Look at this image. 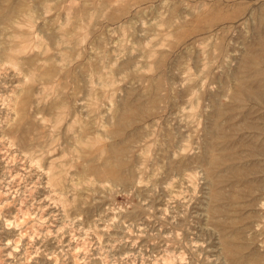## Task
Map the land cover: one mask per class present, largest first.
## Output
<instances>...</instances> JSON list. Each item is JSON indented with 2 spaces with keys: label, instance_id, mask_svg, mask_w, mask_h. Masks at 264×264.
Listing matches in <instances>:
<instances>
[{
  "label": "clouds",
  "instance_id": "9594fccd",
  "mask_svg": "<svg viewBox=\"0 0 264 264\" xmlns=\"http://www.w3.org/2000/svg\"><path fill=\"white\" fill-rule=\"evenodd\" d=\"M218 2L0 0V234L11 233L0 240V264H264V153L238 154L242 169L255 161V171L226 197L214 194L205 168L181 166L197 152L191 141L210 110L204 93L216 91L209 76L232 78L223 96L231 102L245 57L248 79L264 72V33L256 31L264 18L226 22L241 45L228 54L213 31L177 60V116L191 129L182 150L157 159L155 141L151 150L140 141L128 179L114 174L110 160L122 86L151 73L178 34L215 14ZM76 65L83 86L72 92L59 77ZM255 99L264 104V96ZM26 104L40 109L33 114L40 133L22 142L15 130ZM252 143H264V135ZM157 198L163 207L153 205Z\"/></svg>",
  "mask_w": 264,
  "mask_h": 264
},
{
  "label": "rangeland",
  "instance_id": "374dc122",
  "mask_svg": "<svg viewBox=\"0 0 264 264\" xmlns=\"http://www.w3.org/2000/svg\"><path fill=\"white\" fill-rule=\"evenodd\" d=\"M242 2V7H233L232 5L236 3V0H219L215 14L204 20H193L185 27L183 32L178 34V41L176 46H174L173 51L167 55H163L162 58L152 66L153 71L151 73L146 71L143 75L134 76L128 84L122 86L121 91L123 96L117 98V111L113 117L114 121L117 120V115L123 109L127 108L132 101L134 104L137 103L148 106L147 110L149 111L147 114H139L140 117L135 116L136 114L134 112L133 114L136 118L132 117V119H134L131 124L129 123L128 126H125L122 129L120 135L121 138L119 136L117 139V141L123 142L124 144H122L125 147L128 145L125 150L126 152H124L125 154H123L126 163L124 166L126 167H123L121 170L122 175L125 174V176L123 175L125 179L130 178L133 173V149L140 141H143L144 145L149 147V149H151V142L155 141V154L157 159L163 154L182 150L185 147V137L191 132V129H189L187 125H181L179 117L177 116V113L182 106L180 100L183 97L182 95L178 97L173 90V84L175 82L173 68L175 67L177 60L184 55L185 48L194 44V42L202 35L213 31L217 33L220 39L223 54H228V49L230 47L239 48L241 45L238 43L234 44L231 39V37L235 35L231 26L224 28L223 25L229 21L234 22L246 15H252L254 18L257 16L264 18V0H242ZM152 3H154V0H148L149 6ZM156 10L157 8H153V12ZM209 19H212L213 21ZM256 31L258 33H264V24L258 26ZM103 32L104 30L102 29L101 33H98L94 37V40L98 39ZM84 55L87 59V54ZM234 55H238V53H234ZM245 58L241 62L240 72L236 77L237 87L231 102H225L223 96L227 94L228 90L232 87V78L222 73H212L209 76V84H214L216 86V91L213 92L207 90L203 96V107L209 108L210 110L201 113L202 121L199 130L196 132L195 139L191 141L192 144H195L197 152L194 158H187L181 161V166L191 162L202 166L206 170L208 168L207 172L209 173V177L211 181L213 180L212 189L214 194L223 197L227 196L233 184L243 183L246 181V178L250 177V174L255 171L252 167V164L255 163V161L244 165L243 169L245 170V173L242 174L240 173V169H242L240 157L233 161L231 160L228 163H222L223 165L220 164L221 166L215 162L214 165L213 161H215L216 157L221 156L222 154L225 155L226 153H234V151L235 153H240L244 150H247L250 153H264V143H261L260 145H254L252 143L253 138L256 135H264V104H257L255 99L256 97L264 96V72H260L258 75L252 76L251 79H248L249 68L247 65V58ZM69 72L70 74L76 72L78 75V81L76 80V84H74L75 81L73 76H70L67 79L59 77L61 86H66V88L70 89L72 92H76L83 86V74L80 71V65L69 68ZM76 85L77 87H75ZM240 88H244L242 90L252 94V97H249L246 92L242 93L244 91L239 90ZM240 91L241 99H235L234 96L239 94ZM153 97H156L155 101H153ZM27 107L28 105L26 104L25 115L26 118L29 117V119H25L26 121L19 126L22 128H17L15 130V134L22 142H25L30 136L34 134L38 135L40 133V125L34 121L31 123L33 120V114L38 113L40 109L32 108L31 112H29L27 111ZM0 119H3L2 113H0ZM177 128L180 129L179 133L176 131ZM22 129H25V131ZM127 135L129 137H127ZM168 136L172 137L173 146L169 151H166L161 147L164 145L161 143H163ZM112 140L113 142L115 141L113 138ZM207 145L211 146L209 147ZM126 154L127 156H125ZM203 155H205L204 158ZM3 163V145L0 144V169H2ZM229 164L236 165L234 167L235 169L232 170L229 168L228 170ZM131 168L133 170H131ZM214 168H216V170L212 171ZM210 171H212V174ZM127 175H129L128 178ZM119 199H123V197ZM224 203L227 204L228 201L224 200ZM153 205L156 208H160L164 206V202L162 199L157 198L153 201ZM192 233L193 238H195V228L192 229ZM10 235L11 233L0 234V240H6L10 238ZM41 264H52V261L45 262L41 259Z\"/></svg>",
  "mask_w": 264,
  "mask_h": 264
},
{
  "label": "bare ground",
  "instance_id": "6f19581e",
  "mask_svg": "<svg viewBox=\"0 0 264 264\" xmlns=\"http://www.w3.org/2000/svg\"><path fill=\"white\" fill-rule=\"evenodd\" d=\"M244 2V1H243ZM242 2V3H243ZM235 12V11H234ZM233 13V12H232ZM231 13V14H232ZM236 13V12H235ZM224 14V13H223ZM218 15V14H217ZM229 16H230V14H229ZM213 18H214V16H213ZM231 18H233V17H231ZM209 20H212V19H209ZM215 20H217V19H215ZM213 21V20H212ZM213 23V22H212ZM246 59V58H245ZM71 71V70H70ZM53 72H55V69H53ZM73 73V72H72ZM71 73V74H72ZM70 74V72H69V69H67V71L65 72V73H63L62 75H60V78H64V79H67L68 77H70V76H73V78H74V84H76V80L78 81V75H77V73L76 72H74V74H72L71 75ZM69 80V79H68ZM158 82H159V80H158ZM67 83V82H66ZM65 84V83H64ZM244 84V83H243ZM64 86V85H63ZM249 86V85H248ZM253 86V85H252ZM66 87V86H65ZM75 87H77V85L75 86ZM256 87V86H255ZM242 89H244V88H240L239 90H242ZM257 89V88H256ZM242 91H244V92H242V93H245L246 91L245 90H242ZM258 92V91H257ZM262 92V91H261ZM254 93H256V92H254ZM246 94L249 96V97H252V94H250V93H247L246 92ZM257 94V93H256ZM245 96V95H244ZM255 96V95H254ZM234 98L235 99H238V100H240L241 99V91H240V93L239 94H236L235 96H234ZM151 100H152V98H151ZM156 100V97H153V101H155ZM133 102V101H132ZM132 102H130L131 104L127 107V108H125V109H123L118 115H117V120L115 121V124H114V127H113V129H112V133H111V137L115 140L114 142H113V140H112V143H111V145L109 146V153H110V160H111V163H112V165L114 166V174H116L118 177L119 176H125V174H123L122 175V173H121V170H122V168L123 167H126V166H124L126 163H125V159H124V157H123V154H125L124 152H126L125 150H126V148H127V146L125 147L123 144V142H121V141H117V139H118V137L121 135V133H122V129L125 127V126H128V124L130 123L131 124V122L133 121V119H132V117H135V116H139V114H147V112H149L147 109H148V106H145V105H141V104H134V103H132ZM136 102V101H135ZM126 105H127V103H126ZM123 108V107H122ZM232 108V107H231ZM28 111V110H27ZM217 111V110H216ZM135 112V116H134V113ZM223 112V111H222ZM220 114V113H219ZM218 114V115H219ZM140 117V116H139ZM234 117V116H233ZM28 119H29V117H27ZM27 118H26V120H27ZM136 118V117H135ZM114 119V118H113ZM25 120V121H26ZM136 121H137V119H136ZM31 123H33V120H32V122ZM30 123V124H31ZM132 125H133V123H132ZM29 127H31V126H29ZM130 127V126H129ZM128 127V128H129ZM19 128H22V127H19ZM23 128H25V127H23ZM32 129H33V127H32ZM126 129V128H125ZM124 129V130H125ZM22 130H24L25 131V129H22ZM19 131V130H18ZM29 131V130H28ZM23 132V131H22ZM139 132H140V130H139ZM170 132V131H169ZM223 132V131H222ZM27 133V132H26ZM127 133V132H126ZM171 133V132H170ZM226 133V132H225ZM30 134V133H29ZM146 134V133H145ZM23 135V134H22ZM27 135V134H26ZM166 135V134H165ZM19 136H21V135H19ZM141 136V135H140ZM173 136V135H172ZM216 136V135H215ZM220 136V135H219ZM127 137H129L128 135H127ZM135 137H137V136H135ZM211 137H214V136H211ZM22 138V137H21ZM27 138V137H26ZM120 138H121V136H120ZM125 138V137H124ZM131 138V137H130ZM134 138V137H133ZM132 138V139H133ZM166 138V137H165ZM23 139V138H22ZM21 139V140H22ZM28 139V138H27ZM127 139V138H126ZM141 139H142V137H141ZM155 139V138H154ZM210 139H213V138H210ZM135 140V139H134ZM158 140V139H157ZM24 141V140H23ZM27 141V140H26ZM25 141V142H26ZM126 141V140H125ZM129 141V140H128ZM159 141V140H158ZM164 141V140H163ZM150 142V141H149ZM157 142V141H156ZM216 142V141H215ZM123 143V144H122ZM126 143H127V141H126ZM125 143V144H126ZM161 144H164L163 146H161V147H163L166 151H169L170 150V148L173 146L172 144H173V142H172V137L171 136H168L166 139H165V141L163 142V143H161ZM160 144V145H161ZM206 144H207V142H206ZM207 146H211V145H207ZM229 147V146H228ZM227 147V148H228ZM162 149V148H161ZM208 149V148H207ZM151 150V149H150ZM210 150V149H209ZM232 151H234V150H232ZM209 154V153H208ZM239 153L237 152V153H235V151H234V153H230V154H225V155H221V156H218V157H216V159H215V161H213V163L215 162L216 164H224V163H228V162H230L231 160L233 161L234 159H236V158H239V155H238ZM220 155V154H219ZM125 156H127V154L125 155ZM204 156L205 155H203V158H204ZM126 159H128V158H126ZM130 159V158H129ZM207 159V158H206ZM130 162V161H129ZM210 162V161H209ZM208 162V163H209ZM212 162V161H211ZM215 163H214V165H215ZM131 164V163H130ZM222 164V165H223ZM233 164V163H232ZM232 164H229L228 165V170H229V168L230 169H232V170H234L235 168V166L234 165H232ZM209 165V164H208ZM230 165H232V166H230ZM221 166V165H220ZM230 166V167H229ZM226 169V168H225ZM131 170H133L132 168H131ZM207 170H208V168H207ZM213 170H216V168H214V169H212V171ZM212 171H210V173L212 172ZM127 172V171H126ZM124 173V172H123ZM240 173H245V170L244 169H240ZM209 174V173H208ZM212 174V173H211ZM132 175V174H131ZM221 175V174H220ZM128 176L129 175H127V178H128ZM219 176V175H218ZM213 177V176H212ZM215 177H217V176H215ZM214 177V178H215ZM220 178V177H219ZM213 179V178H212ZM218 180V179H217ZM216 181V180H215ZM212 182H213V180H212ZM216 184V183H215ZM217 192V191H216Z\"/></svg>",
  "mask_w": 264,
  "mask_h": 264
}]
</instances>
